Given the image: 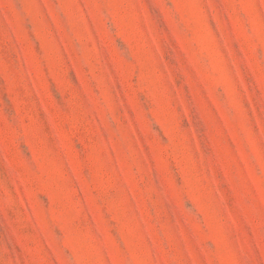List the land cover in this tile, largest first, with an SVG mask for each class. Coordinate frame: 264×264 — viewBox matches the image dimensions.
Returning a JSON list of instances; mask_svg holds the SVG:
<instances>
[{"label": "rangeland", "instance_id": "rangeland-1", "mask_svg": "<svg viewBox=\"0 0 264 264\" xmlns=\"http://www.w3.org/2000/svg\"><path fill=\"white\" fill-rule=\"evenodd\" d=\"M0 264H264V0H0Z\"/></svg>", "mask_w": 264, "mask_h": 264}]
</instances>
